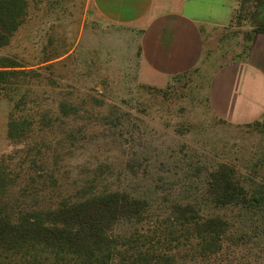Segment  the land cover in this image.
Wrapping results in <instances>:
<instances>
[{"label": "rangeland", "instance_id": "obj_1", "mask_svg": "<svg viewBox=\"0 0 264 264\" xmlns=\"http://www.w3.org/2000/svg\"><path fill=\"white\" fill-rule=\"evenodd\" d=\"M255 5L243 0L214 56L217 48L224 61L246 56L259 21L251 17ZM87 10L85 0H29L25 21L0 46V66L18 65L6 68L14 73L0 92V161L12 175L4 195L10 207L25 199L47 208L59 194L75 202L120 191L149 202L151 224L184 194L204 189L218 166L233 168L246 185L264 184V114L244 124L218 116L206 70L166 88L138 84L131 40L95 25ZM13 121L22 132L12 138ZM203 212L234 221L244 210ZM130 227L120 223L116 233ZM258 230L246 245L227 243L218 255L222 264H264V230Z\"/></svg>", "mask_w": 264, "mask_h": 264}, {"label": "trees", "instance_id": "obj_2", "mask_svg": "<svg viewBox=\"0 0 264 264\" xmlns=\"http://www.w3.org/2000/svg\"><path fill=\"white\" fill-rule=\"evenodd\" d=\"M254 1L251 17L259 21L253 34L264 32V0ZM28 4L29 0H0V46L25 21ZM8 66L18 65L0 66V92L14 73ZM19 126L13 121L8 135L20 134ZM11 176L1 159L0 264H111L115 259L120 264H222L218 255L227 243L246 245L259 236L258 229L264 230L263 217L255 219L256 214H264V184L246 185L226 165L208 173L204 189L184 194V200L170 205L165 219L151 224L149 202L120 191L75 202L59 194L47 208L39 207L38 200L28 205L25 199L10 207L4 195ZM57 185L53 180L52 186ZM21 191L25 197L28 188ZM230 205L244 210L234 221L203 212L210 206ZM123 222H129L130 231L116 233ZM236 225L238 233L231 231ZM250 228L253 231L248 233Z\"/></svg>", "mask_w": 264, "mask_h": 264}, {"label": "crops", "instance_id": "obj_3", "mask_svg": "<svg viewBox=\"0 0 264 264\" xmlns=\"http://www.w3.org/2000/svg\"><path fill=\"white\" fill-rule=\"evenodd\" d=\"M85 1L95 25L131 40L132 77L138 84L166 88L206 70L209 102L218 116L244 124L264 114V32L253 34L246 56L224 61L225 52L217 48L216 61H221L213 62V47L229 39L240 0Z\"/></svg>", "mask_w": 264, "mask_h": 264}]
</instances>
